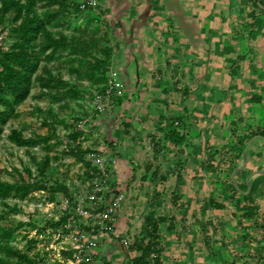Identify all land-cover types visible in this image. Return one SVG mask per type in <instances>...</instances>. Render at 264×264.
<instances>
[{
  "label": "crops",
  "instance_id": "obj_1",
  "mask_svg": "<svg viewBox=\"0 0 264 264\" xmlns=\"http://www.w3.org/2000/svg\"><path fill=\"white\" fill-rule=\"evenodd\" d=\"M97 4L107 16V33L116 37L113 50L119 47L123 53L110 67L126 88L115 106L120 124L109 136L116 138L113 167L118 179H133L143 170L140 180L150 184L151 196L156 187V197L177 192L196 198L204 186L205 201L216 192L207 180L213 175L224 179L222 172L201 168L208 148L229 147L232 127L239 134L264 124V15L247 35L248 29L240 24L249 20L243 0H97ZM174 115L182 119L187 146L170 156L164 149L155 154L152 143L159 139L162 146L163 139L158 127ZM147 162L148 174L157 166V173L167 172L168 178L155 185L141 177ZM241 162L242 152L237 165ZM230 178L245 183L244 192L253 185V197L264 208V137L254 136L244 165ZM225 204L223 217L228 220L233 206ZM233 243L243 246L235 239L228 247Z\"/></svg>",
  "mask_w": 264,
  "mask_h": 264
},
{
  "label": "trees",
  "instance_id": "obj_2",
  "mask_svg": "<svg viewBox=\"0 0 264 264\" xmlns=\"http://www.w3.org/2000/svg\"><path fill=\"white\" fill-rule=\"evenodd\" d=\"M38 3H42L44 8L39 9ZM243 4L248 7L245 15L249 20L241 21L240 24L248 29L247 35H251L256 28L258 18L264 15V0H243ZM71 9L76 12L91 10V20L100 17L93 11L92 6L80 7L77 0H0L1 30H6L4 36L11 39L6 48L0 41V135L8 119L19 116L20 112L17 108L30 96L34 83L38 86L36 93L38 97L47 96L51 100L79 97L80 85L76 81L64 78L59 72V64H65L67 72L77 80L89 81L97 91L104 89L113 47L108 43L100 45L98 25H95L85 36L74 33L68 35L59 29ZM6 21L9 25L5 24ZM56 60L58 64L53 63ZM111 95L116 100L119 98L116 92ZM46 112L54 114L51 107H48ZM181 120L179 115H174L168 122L158 127L163 132V139L162 146L159 139L152 143L155 154L164 149L166 155L170 156L171 153L176 154L185 149L187 140L186 133L181 131ZM45 123L50 126V131L45 133L33 131L25 135L23 129L19 127H11L7 133V138L18 146L28 149L41 144L46 152L40 158L30 155L37 177H33L31 168L26 166L23 168L25 175L16 171L17 175L11 180L0 178V204L3 206L0 220L5 213L20 210L16 202L10 204L6 201L7 198L24 199L34 190H47L50 198L54 197L56 191H61L71 204L75 201L72 191L64 182L48 183L45 178L52 160L48 151L55 145V142L51 141L55 136V126L47 121ZM81 134L83 132L80 128L75 125L71 127L67 133L68 141L71 143L66 148V152L83 164L84 176L91 180L99 174V170L86 158V152L91 149L81 145L79 140ZM230 135L232 137L229 147L208 148L207 156L201 164L202 169H211L215 173L222 172L224 177L222 180L219 175H213L207 180L215 187L216 192L208 195L202 203L201 210L205 211V208L224 210L225 202L233 206L229 221L221 216L214 223L206 218L200 222L201 240L208 247L205 258L210 264H264V208L260 209L253 197V185L244 192L247 185L234 183L230 178L232 170L237 165V158L241 156L247 141L256 135L264 136V124L239 134L236 128L232 127ZM108 144L110 145L111 141ZM233 144L236 145L234 148L231 147ZM177 163L179 162L177 161L176 165ZM178 166L181 167L182 164L179 163ZM150 167L149 162L145 163L141 177L150 178L155 185L168 178L167 172L157 173V166L148 174ZM178 170L180 171L179 168ZM158 193L154 187L151 198H155ZM181 196L174 192L171 195L172 204H177ZM68 210L65 209L58 219L46 221L47 226L53 229L61 226L66 229L65 224L71 216ZM223 214L225 215L224 211ZM175 219L173 215L155 214L153 211L144 213L139 230L132 235V240L127 245L131 252L128 255V264H163L164 244L160 224L167 221V229L172 230L175 228ZM23 224L22 221H18L17 225L0 222V264H35L41 258L38 251L30 254L28 250L17 247L11 242L16 228ZM85 228L88 229L86 226ZM215 232L219 234L218 237L213 236ZM235 239L240 240L243 245L241 248L238 246V249L233 243L232 246L234 245L236 250L228 247V242ZM36 240L31 237L27 242L30 246L34 245ZM247 247H251L252 250L249 251ZM61 252L64 258L73 257L72 249H63ZM102 264H110V261L103 258Z\"/></svg>",
  "mask_w": 264,
  "mask_h": 264
},
{
  "label": "rangeland",
  "instance_id": "obj_3",
  "mask_svg": "<svg viewBox=\"0 0 264 264\" xmlns=\"http://www.w3.org/2000/svg\"><path fill=\"white\" fill-rule=\"evenodd\" d=\"M37 6L39 9L44 8L42 3H38ZM94 7L93 11L100 16L99 19H90L91 10L85 9L76 12L71 9L72 11L63 19L59 29L68 35L74 33L75 35L85 36L95 25H98L97 34L101 37L100 45L104 43L112 45L116 37L107 33V16L100 13L102 8L99 4ZM7 15L9 20L10 13ZM5 24L9 25V22L6 21ZM262 27H264V23ZM1 41L6 48L11 39L8 36H3ZM113 53L109 71L110 67L115 65L114 60L123 55L119 51V47H116ZM53 63L58 64L59 62L56 60ZM59 66V72L64 78L76 81L80 85L81 93L79 97L60 98L58 100H51L47 96L38 97L36 96L38 86L34 83L30 96L17 108L20 112L19 116L8 119L4 131L0 135V178L11 180L17 175L16 171L24 174L23 168L26 166L31 168L32 176L37 177V171L30 155L40 158L46 152L41 144L28 149L16 145L7 138L9 129L11 127L22 128L25 135H29L33 131L45 133L50 131V126L45 122L53 123L55 136L51 141L55 142V145L48 151L52 156V160L45 178L48 183L64 182L72 191L74 200L89 209L90 202L87 195L91 188L88 184L90 179L84 176L83 164L66 152V148L71 143L68 141L67 133L75 125L83 132V137L80 139L81 145L100 151L106 156L109 187L104 192L106 200L117 191L123 193V200L115 215L112 228L108 231L95 230L91 233V238L95 240V244L86 249L84 254V258L88 256L89 259H81L76 262L75 259L64 258L61 251L72 249V255L74 256V235L77 231L87 230L85 226L88 227V223L92 222L91 217H82L70 207L68 211L71 216L65 224L66 229L61 226L53 229L47 226L46 221L56 220L63 214L65 210L63 209V203L67 198L61 191H56L53 198H50L47 190L31 191L24 199L9 197L6 201L10 204L16 202L20 210L5 213L0 222L10 225H17L18 221L24 222L14 232L11 240L13 245L28 250L30 254L38 251L41 258L35 264H102L103 258H107L110 264H128V255L131 252H129L127 245L132 240V235L139 230L143 214L153 211L155 214L173 215L176 218L175 228L172 230L167 229V221L160 224L164 244L163 264H210L205 258L208 247L201 240L199 224L205 218L210 221L215 220V218L223 216V212L211 208H205V211L201 210L202 204L200 205V202L204 201L205 187L201 188L196 198L193 195L181 196L177 204H172L171 195L165 193V190H163L165 194L153 199L149 198L151 196L150 184L147 181L140 180V174L143 170L139 171L137 169L138 171L134 174L133 179L129 178L127 180L125 176H120L121 178L118 179L113 167L117 153L112 141L116 138L113 140L109 138L110 134L114 135L120 124L118 122L120 114L115 111L117 110L115 107L118 104L117 100L110 97L108 108L103 112L97 111L93 105V96L97 91L95 86L87 80H77L67 72L65 64H59ZM123 89L124 83L122 89L116 91V93L123 95L122 91L124 93L126 88ZM48 107H51L54 114L46 112ZM108 140L111 141L110 145L107 142ZM239 159L240 157H238ZM132 163L137 166L136 162L132 161ZM125 164H128L129 167L132 165L127 162ZM120 184H123L125 188L118 189L117 187ZM165 184L166 187H170L169 182ZM103 205V203L100 204V207ZM2 208L3 206L0 204V212ZM224 212L226 213L225 210ZM68 227L69 229H67ZM215 233L213 236L218 237L219 234ZM31 237L37 240L34 245L29 246L27 239ZM237 243H241V241L238 240ZM228 245H230V242H228ZM236 245L238 248L239 244ZM234 247V245L230 246V248L236 250ZM251 250L250 247L249 251Z\"/></svg>",
  "mask_w": 264,
  "mask_h": 264
},
{
  "label": "built area",
  "instance_id": "obj_4",
  "mask_svg": "<svg viewBox=\"0 0 264 264\" xmlns=\"http://www.w3.org/2000/svg\"><path fill=\"white\" fill-rule=\"evenodd\" d=\"M80 7L86 5L94 7L97 4V0H77ZM5 30H1L0 25V41L4 36ZM123 87V81L119 79L114 71H109L105 87L103 90H98L93 96V105L97 111L103 112L109 106L110 97L113 92L119 91ZM83 137L80 135L79 140ZM86 158L97 167L99 174L95 175L88 184L91 186L90 192L87 195L90 205L89 209L81 205L78 201H74L70 204L68 199H65L63 203V209L72 207L74 212L82 217H91L92 222L88 223L87 230L77 231L74 235L75 251L74 256L70 259H75L76 262L81 259H89L85 256L86 249L92 247L95 244V240L91 238V233L97 231H108L112 228V224L116 213L120 209L121 202L123 200V193L120 191L115 192L106 200L104 192L108 190V171L106 156L100 151L95 149L88 150ZM104 204L100 207V204Z\"/></svg>",
  "mask_w": 264,
  "mask_h": 264
},
{
  "label": "water",
  "instance_id": "obj_5",
  "mask_svg": "<svg viewBox=\"0 0 264 264\" xmlns=\"http://www.w3.org/2000/svg\"><path fill=\"white\" fill-rule=\"evenodd\" d=\"M257 136H260V135H257ZM262 137H264V136H262ZM253 138H254V137L250 138V139L248 140V142L246 143L245 147L243 148V150H242V162H241L240 165H237V166L233 169L232 174H233L235 171H237L238 169H240V168L244 165V163H245V161H246V150H247V147H248L249 143L252 141Z\"/></svg>",
  "mask_w": 264,
  "mask_h": 264
}]
</instances>
